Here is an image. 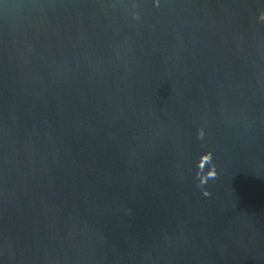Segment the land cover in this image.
I'll list each match as a JSON object with an SVG mask.
<instances>
[{"label":"water","instance_id":"95a60500","mask_svg":"<svg viewBox=\"0 0 264 264\" xmlns=\"http://www.w3.org/2000/svg\"><path fill=\"white\" fill-rule=\"evenodd\" d=\"M0 264H264V0H0Z\"/></svg>","mask_w":264,"mask_h":264}]
</instances>
